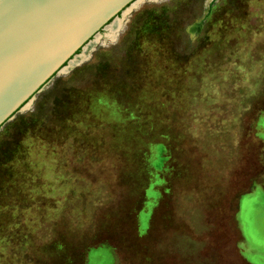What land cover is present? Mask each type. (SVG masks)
<instances>
[{"label": "rangeland", "instance_id": "rangeland-1", "mask_svg": "<svg viewBox=\"0 0 264 264\" xmlns=\"http://www.w3.org/2000/svg\"><path fill=\"white\" fill-rule=\"evenodd\" d=\"M126 10L0 127V264L249 263L264 0Z\"/></svg>", "mask_w": 264, "mask_h": 264}, {"label": "water", "instance_id": "water-1", "mask_svg": "<svg viewBox=\"0 0 264 264\" xmlns=\"http://www.w3.org/2000/svg\"><path fill=\"white\" fill-rule=\"evenodd\" d=\"M136 0H0V127Z\"/></svg>", "mask_w": 264, "mask_h": 264}, {"label": "crops", "instance_id": "crops-1", "mask_svg": "<svg viewBox=\"0 0 264 264\" xmlns=\"http://www.w3.org/2000/svg\"><path fill=\"white\" fill-rule=\"evenodd\" d=\"M257 188L254 190L251 196L245 195L244 199L242 200V202L245 203V205L248 204L249 202H252L253 204V234L252 235H250L249 223L247 222L248 219L244 213L245 210L243 214H242V209L240 212L242 215V220L240 218L241 215L238 216L243 229V233L246 234V236L248 235L252 236L251 237L252 240H250L249 243L250 249L249 250L247 249V252L244 253V258L249 262L248 264H264V226L260 225L259 223H254L256 222L257 219L264 220V190L262 188L260 189ZM253 245L256 249L253 247Z\"/></svg>", "mask_w": 264, "mask_h": 264}, {"label": "bare ground", "instance_id": "bare-ground-1", "mask_svg": "<svg viewBox=\"0 0 264 264\" xmlns=\"http://www.w3.org/2000/svg\"><path fill=\"white\" fill-rule=\"evenodd\" d=\"M132 4H133V3H132ZM130 6H131V5H130ZM124 11H125V10H124ZM124 11H123V12H124ZM126 11H127V10H126ZM123 12H122V13H123ZM124 13H125V12H124ZM124 13H123V14H124ZM114 24H115V22L112 23V26H114ZM109 26H110V25H109ZM112 26H111V27H112ZM114 27H115V26H114ZM108 29H109V28H108ZM93 45H94V42H93V41L88 42V43L86 44V46H84V48L82 49L83 54H85V53L87 54V52L93 47ZM73 62H74V61H70V62L68 63V65L71 66V65L73 64Z\"/></svg>", "mask_w": 264, "mask_h": 264}, {"label": "flooded vegetation", "instance_id": "flooded-vegetation-1", "mask_svg": "<svg viewBox=\"0 0 264 264\" xmlns=\"http://www.w3.org/2000/svg\"><path fill=\"white\" fill-rule=\"evenodd\" d=\"M207 7H208V6H207ZM210 9H211V8H210V6H209V8H207V10H208V11H207V14L209 13V10H210Z\"/></svg>", "mask_w": 264, "mask_h": 264}]
</instances>
